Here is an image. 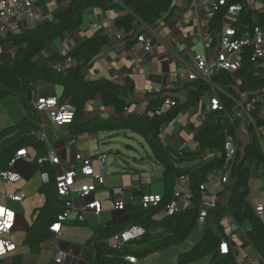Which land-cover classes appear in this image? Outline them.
<instances>
[{
  "label": "trees",
  "instance_id": "obj_1",
  "mask_svg": "<svg viewBox=\"0 0 264 264\" xmlns=\"http://www.w3.org/2000/svg\"><path fill=\"white\" fill-rule=\"evenodd\" d=\"M237 2L243 6L240 16L234 22L238 37L246 31L253 32L256 27L264 28L263 11L253 10L238 0L229 1V5ZM92 7L106 11H124L115 20L114 28L117 33H123L122 41L127 48L138 43V36L145 32L143 25L154 29L162 21H170L176 9L174 0H71L68 9L58 12L51 20L26 32L1 37L0 44L8 43L16 50V54L12 61L3 58L0 62V101L15 97L24 117L19 123L0 131V173L9 169L19 150H44V143L32 135L44 123L45 117L33 106L34 92L41 82L59 86L62 89L60 99L69 102L76 109L74 121L68 127L71 139L84 134L96 136L102 132H132L143 139L149 150L143 162H153L161 170L162 201L148 208H143L140 203L128 202L123 211L125 218L110 220L104 226L98 225L93 239L94 257L91 264H134L125 258L144 259L174 244L183 243L199 226L197 215L202 202L201 186L210 191L208 184L211 175L217 171L229 174L227 183L222 184L216 194L217 208L210 212L203 226L202 240L190 252L180 256L179 264L196 262L207 255L211 257L209 264H238L233 252L221 255L219 250L222 240L220 234L223 231L221 221L228 215L233 217L238 227L250 224L245 237L264 264V224L256 216L255 207L246 197L252 164L255 163L257 170L264 172V146L257 133V130L260 133L264 131V104H255L251 112L254 121L252 124L240 115L235 102L241 96L253 98L264 91V70L251 60L252 48L246 47L241 52L243 64L235 74L220 71L213 78L223 109H209L206 121L194 137L197 146L195 150L177 153L164 145L162 131L175 122L182 111L204 102L211 91L208 83L200 79L187 82L181 92L185 96L184 101L178 98L179 91L149 93L146 95L148 109L140 114L131 110V98L135 93L133 82L128 81L122 85L110 80L86 79V70L103 50L115 47L116 42L105 28L96 30L64 56L43 57L46 45L60 35L78 29L82 25L83 13ZM225 13V9H220L210 22L217 36L222 31ZM98 97L104 107L114 111V117L106 119L99 115L93 121L86 122L87 105ZM168 98L176 100L175 107H164ZM156 111L160 113L155 114ZM150 112L153 113L152 117L148 116ZM229 136L236 142L237 153L228 162L225 143ZM188 164L191 166H187ZM39 166L41 172L49 173L50 181L41 188L46 202L37 211L27 232L25 243L28 245L49 241L52 237L50 227L65 210V201L58 197L56 191L58 173L47 161ZM125 170L132 175L140 174L134 167L127 166ZM181 177H187L193 197L185 211L168 215L165 208L174 200ZM144 193L151 194L145 189ZM211 221L216 226L215 229L210 228ZM136 225L142 226L146 231L141 239L117 250L107 246V240L112 236ZM10 263L23 264V256L12 255L0 259V264Z\"/></svg>",
  "mask_w": 264,
  "mask_h": 264
},
{
  "label": "crops",
  "instance_id": "obj_2",
  "mask_svg": "<svg viewBox=\"0 0 264 264\" xmlns=\"http://www.w3.org/2000/svg\"><path fill=\"white\" fill-rule=\"evenodd\" d=\"M70 1L39 0L40 15L36 20L24 19L21 21L20 32H26L40 23L51 20L58 12L67 10ZM238 1L247 4L253 10H260L262 8L260 3H257L256 7L252 6V0ZM174 6L176 9L173 11L171 20L168 22L162 21L154 28L156 39L151 54L144 53L142 45L139 43L132 48H127L122 41L124 37L117 40L116 36L118 34L122 36L123 33L116 32L114 23L124 13L123 10L106 11L98 7H92L83 13L82 25L78 29L68 31L55 40L50 41L46 45L42 55L45 58L64 56L70 49L92 36L96 30L105 28L116 42L115 47H107L103 50L97 60L86 70V79L110 80L122 85L128 81L133 82L135 93L131 98V110L144 114L148 109L147 94L162 91H179L178 95L182 94V88L187 82L179 81L174 77V73L182 68V64L179 59H174L173 55L190 59L194 54L202 50L199 28L201 26L203 31L206 30L207 18L205 14L201 11H196L192 6L191 0H174ZM6 36L0 33V38H5ZM15 54L16 50L8 43L0 44V58L2 60L4 58L7 61H12ZM61 95V87L41 82L36 86L34 99L37 97L60 98ZM209 100L208 95L204 102L182 111L175 122L163 129L161 137L165 146L177 153L183 150L193 151L197 148L194 137L207 119ZM99 115L106 119L114 117V111L111 108L104 107L100 97L88 103L85 116L86 122L93 121ZM22 116H24V112L15 97H8L0 101V129L19 123ZM44 116L43 124L45 125L48 138L47 141H43L44 150L38 152L33 148L27 149L28 157L14 163L12 169L21 175V180L18 183L11 184L0 180V205H4L16 212L15 227L10 234L6 235V238L12 242L14 240V244L17 241H23L24 245L27 246L24 249H20L16 244L18 247L10 257L12 255H16V257L22 255L23 264H55L53 262L54 254L57 250H64L68 252V259L64 264H91L94 257L93 239L96 227L98 225L104 226L110 220H122L126 216L124 212L115 211L112 201V190L117 187H123L128 193L127 196H130L131 192H133V175L125 170L126 167L121 168L122 170L119 172H111L110 174L105 171V183L98 187L94 195L96 200L100 201L103 205V210L99 216L93 213H86V221L84 223H68L62 227L61 235L58 236L51 232L52 237L49 241L37 245H28L25 243L27 232L37 211L46 202L45 195L41 192V188L45 183L42 181V172L40 171V166L37 164V160L45 158L49 149L55 150L62 162L61 167L53 166L59 174L62 169L67 170L68 166L74 162L76 154L79 153L84 158L92 159L93 168L98 173L100 167L95 161L94 156L97 150H101L98 148L93 154L91 147L93 141L97 144L101 142L108 143L106 136H109V134L126 136L130 132H102L96 136L87 135L71 139L68 130L69 126L55 128L50 124L47 115L44 114ZM148 116L152 117L153 113L150 112ZM136 137L138 136L133 134L132 138ZM70 141L73 144H70ZM143 161L140 162L142 163L140 165L148 164V162L145 163ZM150 163L155 165L153 162ZM187 166L191 165L188 164ZM257 168L255 163L250 168L248 184L250 189L246 194L248 201L254 207L264 205V182L262 181L264 180V172L258 171ZM136 169L140 171L139 175L144 181H148L149 179L145 178V176L151 175L152 177H156V180L160 182L158 191L154 187L153 192L152 181L150 184L144 183L143 191L145 189L151 193L162 195L161 170H152L149 173L145 170ZM211 182L217 184L218 176L212 174ZM93 183L92 178H86L78 174L77 186ZM208 188L212 192L213 187L211 188L210 184H208ZM183 189H190L188 180L183 183ZM16 193L23 196L22 203H16L10 198L11 195ZM139 195L141 193L135 192V196L138 197ZM85 202L88 201L77 200L76 204L83 205ZM221 223L223 226L222 234H220L222 236L221 242L227 241L229 243L230 253L233 252L238 264H249L247 262L248 259L253 260L258 256L245 237V233L250 229V224L245 223L242 227H238L237 231L233 232L229 228L226 217L222 219ZM210 226V228H216L212 221ZM194 234L201 237L202 240L204 227ZM190 251L186 249L185 245L174 244L147 258L136 259L134 264H179L180 256ZM193 264L204 263L196 261Z\"/></svg>",
  "mask_w": 264,
  "mask_h": 264
},
{
  "label": "built area",
  "instance_id": "obj_3",
  "mask_svg": "<svg viewBox=\"0 0 264 264\" xmlns=\"http://www.w3.org/2000/svg\"><path fill=\"white\" fill-rule=\"evenodd\" d=\"M229 1L232 0H191L192 6L196 11H201L207 18L206 30L199 28V38L202 46V50L199 53L194 54L190 59H185L179 55H173L174 59H179L182 64V68L174 73V77L183 82L203 80L211 87L209 93L210 111L222 110V105L216 94L217 87L213 83V78L220 72L226 71L230 74H235L243 64V55L241 52L246 47H251V60L256 62L259 68L264 70V28L256 27L253 32L246 31L241 37H238V31L234 27V22L240 16L243 6L239 2L229 5ZM257 3H260L262 8L260 11L264 12V0H252V6L256 7ZM225 9L226 13L223 19V26L220 35L217 36L216 32L212 30L210 22L217 11ZM40 3L39 0H0V33L9 35L20 32V22L24 19L36 20L40 15ZM142 28L145 32L139 35L137 42L142 45L143 51L146 54H151L156 39V33L153 28L143 25ZM117 40L124 37L118 34ZM178 98L181 101L185 100V96L180 94ZM237 107L240 109V115L246 117L250 123L254 124L251 118V112L255 108L257 102L264 104V91L257 94L256 97L249 98V96H241L240 100L235 99ZM176 100L171 98L166 99L164 103L165 108L175 107ZM34 108L43 114H46L50 124L55 127L69 126L73 121L76 113V109L69 102L62 101L57 97H37L33 101ZM264 108V107H263ZM156 111L155 114H159ZM261 145L264 146V131L259 132ZM241 134V132H240ZM32 135L39 138L42 142L47 141V133L44 124L39 125V128L32 132ZM83 136H87L84 134ZM70 144L73 142L70 141ZM225 152L228 162L234 159L237 148L236 142L233 137L229 136L225 143ZM27 149H21L16 153L15 158L9 165V169L0 173V180L16 184L21 180V175L15 172L12 167L14 163L22 158H27ZM95 161L100 167L98 173L93 168V161L91 158H84L81 154L77 153L75 160L70 164L67 170L61 171L56 176V191L58 197L65 201V210L58 217V220L50 227V231L56 235H61V229L64 225L75 222L84 223L86 221V213H93L99 216L103 210V205L100 201L96 200L95 193L99 186L105 183V166L108 161V153L101 152L99 150L95 153ZM49 162L54 167H61V158L57 152L53 149H49L45 158L38 159V164L41 165L44 162ZM78 174L83 175L86 178H92L93 184H85L77 186ZM218 176V182L225 184L228 181V172L217 171L214 173ZM41 178L44 183H49L50 175L47 171L41 173ZM187 180V177H181L178 181L177 188L174 194V200L170 202L166 208L165 213L168 215H174L179 212H183L185 208L189 207L192 194L190 189H183V183ZM132 190L130 196H127V192L123 187H117L112 190V201L115 211L123 212L125 205L128 202L140 203L143 208L155 206L162 201L160 194H145L143 191L144 183H151V179L144 181L139 175H133ZM202 202L198 208L197 224L204 226L209 217L211 211L217 208L216 195L211 191L206 190L201 186ZM135 192L141 193L138 197L135 196ZM10 198L16 203L23 202V196L20 194L11 195ZM77 200H87L83 205H77ZM0 210L3 213L0 214V259L9 257L16 251L17 246L6 238V235L10 234L16 224V212L4 205H0ZM255 214L264 224V205H258L255 207ZM229 228L235 232L238 230V226L235 223L233 217L228 215L226 217ZM146 231L142 226H131L128 229L115 234L107 240V246L110 249L117 250L123 246L141 239L145 235ZM221 255H229L230 247L227 241H222L219 245ZM68 259V252L64 250H57L53 257L55 264H64ZM126 261L135 263L136 260L131 257H126ZM249 264H263V259L257 256L255 259H248Z\"/></svg>",
  "mask_w": 264,
  "mask_h": 264
},
{
  "label": "rangeland",
  "instance_id": "obj_4",
  "mask_svg": "<svg viewBox=\"0 0 264 264\" xmlns=\"http://www.w3.org/2000/svg\"><path fill=\"white\" fill-rule=\"evenodd\" d=\"M11 58L13 59L12 56ZM1 61H2V58H0V62ZM23 117L24 116H22L21 120L23 119ZM1 130L2 129H0V131ZM106 137H107L108 143L101 142L100 144H97L96 142L93 141V144H91V147L93 149L92 151L93 154L95 153V150L98 148L102 152L108 153V161L105 166L106 173L110 174L111 172H119L122 170L121 168L127 167L128 165L132 167H136L140 170H145L146 172H149V173L152 172V170H155V171L158 170L157 165H153L151 163L140 165L142 164L140 162L143 160V158L146 157L147 153H149V150L145 142L140 137L132 138L133 134L131 132L127 133L126 136L124 135L116 136L113 134L111 135L109 134V136H106ZM145 178L151 179L152 181L151 185L153 186L152 188L153 192H154V187L156 188L155 190L158 191V188H160V182L156 180V177L147 175L145 176ZM262 181L264 182V180ZM211 183L209 184L211 188L213 187L212 193L216 194V192H218L222 188V183H217V184H213V183L211 184ZM249 189H250V186H249ZM202 228H203L202 226H198V228L194 229L191 234L193 235V233H196ZM191 234L189 235V237L191 236V238L188 237L189 239H186L183 243L179 244V245H185L187 250H192L194 246L197 245V243L201 240V237L196 236V234L192 236ZM16 244L19 246L20 249L21 248L24 249L25 247H27L24 245L23 241H17L15 245ZM210 259L211 257L207 255L205 257H201L197 261L198 262L202 261V263L204 264H209ZM193 263H195V261L193 262L190 261L188 264H193Z\"/></svg>",
  "mask_w": 264,
  "mask_h": 264
},
{
  "label": "bare ground",
  "instance_id": "obj_5",
  "mask_svg": "<svg viewBox=\"0 0 264 264\" xmlns=\"http://www.w3.org/2000/svg\"><path fill=\"white\" fill-rule=\"evenodd\" d=\"M3 213V211H0V214Z\"/></svg>",
  "mask_w": 264,
  "mask_h": 264
},
{
  "label": "water",
  "instance_id": "obj_6",
  "mask_svg": "<svg viewBox=\"0 0 264 264\" xmlns=\"http://www.w3.org/2000/svg\"><path fill=\"white\" fill-rule=\"evenodd\" d=\"M125 7H127L126 5H125ZM91 122V121H90Z\"/></svg>",
  "mask_w": 264,
  "mask_h": 264
},
{
  "label": "snow or ice",
  "instance_id": "obj_7",
  "mask_svg": "<svg viewBox=\"0 0 264 264\" xmlns=\"http://www.w3.org/2000/svg\"><path fill=\"white\" fill-rule=\"evenodd\" d=\"M0 211H2V210H0Z\"/></svg>",
  "mask_w": 264,
  "mask_h": 264
}]
</instances>
